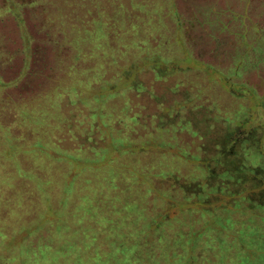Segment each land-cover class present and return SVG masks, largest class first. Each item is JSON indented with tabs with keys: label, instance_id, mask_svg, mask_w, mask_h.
I'll return each instance as SVG.
<instances>
[{
	"label": "rangeland",
	"instance_id": "rangeland-1",
	"mask_svg": "<svg viewBox=\"0 0 264 264\" xmlns=\"http://www.w3.org/2000/svg\"><path fill=\"white\" fill-rule=\"evenodd\" d=\"M0 264H264V0H0Z\"/></svg>",
	"mask_w": 264,
	"mask_h": 264
},
{
	"label": "trees",
	"instance_id": "trees-1",
	"mask_svg": "<svg viewBox=\"0 0 264 264\" xmlns=\"http://www.w3.org/2000/svg\"><path fill=\"white\" fill-rule=\"evenodd\" d=\"M19 9H20V8H19ZM17 11H18V15H19V14H20V13H19V10L17 9Z\"/></svg>",
	"mask_w": 264,
	"mask_h": 264
}]
</instances>
